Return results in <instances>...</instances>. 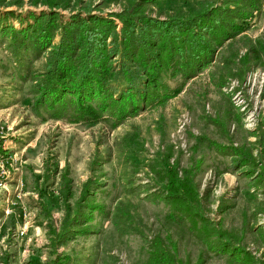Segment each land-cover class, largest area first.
I'll use <instances>...</instances> for the list:
<instances>
[{"label": "rangeland", "instance_id": "1", "mask_svg": "<svg viewBox=\"0 0 264 264\" xmlns=\"http://www.w3.org/2000/svg\"><path fill=\"white\" fill-rule=\"evenodd\" d=\"M131 9L216 19L227 37L157 88L118 75L109 101L126 93L125 118L116 105L76 122L73 97L57 115L39 86L65 26L111 21L110 64L135 69ZM0 264H264V0H0Z\"/></svg>", "mask_w": 264, "mask_h": 264}, {"label": "trees", "instance_id": "2", "mask_svg": "<svg viewBox=\"0 0 264 264\" xmlns=\"http://www.w3.org/2000/svg\"><path fill=\"white\" fill-rule=\"evenodd\" d=\"M129 15V18L123 19L125 28L121 37L122 56L135 69L129 68L126 62L117 68L110 64L111 59L117 56L120 46L117 36L114 35L116 37L112 39L113 49L107 50L105 31L109 32L107 27L111 21L73 18L65 26L62 41L53 51L54 59L52 58L53 61L48 67L47 79L39 86L42 96L40 100L45 99V96H52V103L59 107L55 109L57 115H60L66 97H73L72 102L75 101L76 106L72 119L76 122L98 121L103 117L102 113L116 105H119L118 112L113 115L118 120L125 118L128 113L123 105L126 93L112 102L109 101L112 93L108 92V86L118 75L130 76L127 81L132 84L135 75L141 73L147 78L148 88H157L162 72L179 70L185 75H191L192 70L200 66L202 58L210 56V43L205 40L206 37L215 42L227 37L224 26L219 25L216 19L210 25L204 26L202 15L197 17L192 26L182 18L153 20L140 15L135 9H131ZM51 19L53 21L54 18ZM52 21L48 25L37 21L41 34L49 37L48 27ZM90 21L93 22L91 26L88 24ZM196 27H200L198 31H195ZM230 28L238 31L239 26L232 24ZM149 29L152 30L153 41L148 40ZM119 67V72H116ZM90 97L100 98V101L95 105L88 103L86 99Z\"/></svg>", "mask_w": 264, "mask_h": 264}]
</instances>
